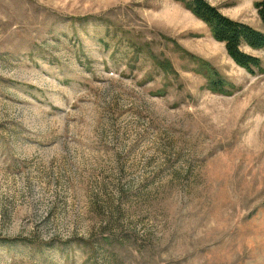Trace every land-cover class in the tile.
I'll use <instances>...</instances> for the list:
<instances>
[{
	"label": "rangeland",
	"instance_id": "374dc122",
	"mask_svg": "<svg viewBox=\"0 0 264 264\" xmlns=\"http://www.w3.org/2000/svg\"><path fill=\"white\" fill-rule=\"evenodd\" d=\"M186 1L0 0V264H264V73Z\"/></svg>",
	"mask_w": 264,
	"mask_h": 264
},
{
	"label": "trees",
	"instance_id": "16d2710c",
	"mask_svg": "<svg viewBox=\"0 0 264 264\" xmlns=\"http://www.w3.org/2000/svg\"><path fill=\"white\" fill-rule=\"evenodd\" d=\"M186 6L210 28L213 37L225 44L228 55L240 67L251 74L264 73V61L261 57L246 52L264 50V0L255 2L263 28H255L223 14L207 0H187ZM212 88L224 89L227 85L217 74H213Z\"/></svg>",
	"mask_w": 264,
	"mask_h": 264
}]
</instances>
